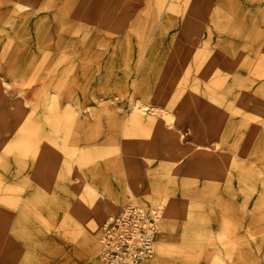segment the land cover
<instances>
[{
    "label": "rangeland",
    "instance_id": "rangeland-1",
    "mask_svg": "<svg viewBox=\"0 0 264 264\" xmlns=\"http://www.w3.org/2000/svg\"><path fill=\"white\" fill-rule=\"evenodd\" d=\"M130 203L146 264H264V0H0V264H103Z\"/></svg>",
    "mask_w": 264,
    "mask_h": 264
},
{
    "label": "built area",
    "instance_id": "built-area-1",
    "mask_svg": "<svg viewBox=\"0 0 264 264\" xmlns=\"http://www.w3.org/2000/svg\"><path fill=\"white\" fill-rule=\"evenodd\" d=\"M161 214L130 203L105 220L103 264H146L155 253Z\"/></svg>",
    "mask_w": 264,
    "mask_h": 264
},
{
    "label": "bare ground",
    "instance_id": "bare-ground-1",
    "mask_svg": "<svg viewBox=\"0 0 264 264\" xmlns=\"http://www.w3.org/2000/svg\"><path fill=\"white\" fill-rule=\"evenodd\" d=\"M135 108H136V107H135ZM141 108H142V107H141ZM141 108H140V109H141ZM143 108H145V107H143ZM133 109H134V108H133ZM143 110H144V111H148V110H146V109H143ZM143 110H142V111H143ZM144 111H143V112H144ZM140 113H141V111H139V109L136 108V110L133 112V116H132V117H133V120H140L139 117L142 116V114H140ZM126 126H127V123H124V127H125V128H126ZM125 131H126V130H125ZM92 224H93V223H92ZM66 227H68V224H66ZM88 238H89L88 241H92L93 243L96 242V240H94V239L92 238L91 232L88 233ZM93 245H94V244H93ZM159 258H160V257H159Z\"/></svg>",
    "mask_w": 264,
    "mask_h": 264
}]
</instances>
